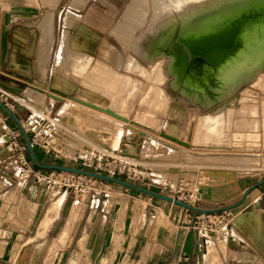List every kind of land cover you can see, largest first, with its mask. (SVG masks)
I'll return each instance as SVG.
<instances>
[{"label": "rangeland", "instance_id": "1", "mask_svg": "<svg viewBox=\"0 0 264 264\" xmlns=\"http://www.w3.org/2000/svg\"><path fill=\"white\" fill-rule=\"evenodd\" d=\"M18 1L21 4V8L26 12H30V16H33L32 22L26 23V25L28 24V27H30L33 32H26L20 29L16 33V39L18 43L15 45H19L25 53L29 54L33 49L34 33V59L36 65H38V73H35V76L29 79L27 76L29 69L28 66H31L32 63L29 65L27 59L20 57L21 62L17 67L22 69L24 72L23 75L26 77H22L24 78L22 79L24 80V85L21 84L22 88L25 87L26 83L34 80L39 82L37 85L39 88L41 87L44 89L46 87L45 91H47V87L50 85L52 80L51 69L57 61L58 52L62 45V32H64V30L67 29L69 31L68 33L71 38L76 37V35L80 33L81 36L78 35L79 39H83L88 44L89 48L92 49V51H89L91 55L89 65L84 68V70L77 67L79 66V63L72 55L67 54V57L65 56L63 61H66L67 63L65 62L64 64L63 62L62 70L66 71L64 76H66L65 79L69 83L71 91L60 99L53 97V100L51 101L47 98L45 105L40 111H37L29 104L22 102L18 96L20 92L13 93L0 87L3 90L9 92L8 103L12 105V112L17 115L22 125L34 115H40L41 117L45 116L46 118H49V122L51 123L49 128L45 129L44 126H38L36 128L35 134L37 135L38 140H46L47 136L52 138V143L50 144L52 147L49 149H42L38 146L33 147L35 156L40 163H54L58 165L74 166L90 170L85 166H76L77 164H75L74 157L78 155L86 156L88 154L100 155L105 151L113 152L114 150L116 153H118L121 150L119 155L126 156L128 158L127 163L129 164V167L132 168L131 171H134L139 175L138 178H131V174L129 176H118V178L171 196L173 194L172 189L179 182V180L187 181L189 184L186 188L192 190V192L195 194L199 192H205L209 189L214 191L217 190L216 192L227 193L240 184H250L256 180L264 179V59H262V61H258V63L256 62L257 64L254 63L255 65L251 67L249 66L250 70H247V72L244 73L247 78L242 82L243 86L240 84L241 87L236 92V95H239L238 104H244L246 106L256 105L258 112H252L250 109H247V111L243 114V117L246 120L257 119V127L253 128L245 126V128L243 126L237 128V126L231 124L233 122L232 119L235 120L238 118V113L236 110L238 104H236V106L232 107V109H235V111H232L231 114L228 110L226 111L224 115L225 121L221 129L222 132L220 131L219 133V131H217V133H210L206 139L205 132H203L201 129L200 131L196 130L195 127V133L194 130L190 132L189 125L193 123L192 119H194V113L198 112L197 118H200V116H202L205 111H208V108H196L195 106H190L193 105L191 99H189V103L181 99L180 88L177 87L174 90L169 88L167 84L168 79L160 78L161 76L159 74V76H157L156 73H159V70H153L152 64H140L138 57H135V61H138L139 65L136 64V66H127L128 62L125 63L128 60L127 56L131 52L133 42H135L136 38L140 37L142 33L145 32L149 24L148 16L142 27H138L137 29L133 28L138 19L136 18L138 15L133 13V9L136 10L139 7V5H136L140 2L139 0H85L86 2L79 4L78 6H72L70 4L71 0ZM1 2H3V0H0V3ZM134 5L137 7H134ZM2 8L4 10L9 9V7L6 5ZM130 8L131 11L129 10ZM128 12L132 13L128 14ZM124 13H127L126 15L129 18H132V20L130 19L131 21H129L128 17H126ZM66 15H69L70 18H73V22L69 23V20L66 19ZM121 20L124 23L122 22L121 24ZM49 23H51L53 26L52 42L50 45L51 49L46 63L47 71H44V73L40 74L39 70L42 71L43 67L45 66L44 57L46 56L48 49V44L46 45L45 29ZM67 23H69V25ZM79 24H84L90 31L79 29ZM123 24H126L125 26L128 28H125ZM119 25L120 27H117ZM122 27L127 30L130 28V30L126 32L125 29L121 30ZM131 27L133 31L135 29L134 32L131 30ZM118 30L122 33L124 32L127 36L130 34V42L128 47L125 49H123V46H121L119 38L114 36ZM132 33L133 36L131 37ZM82 35L84 38H82ZM67 43L68 44L66 45V48L70 49V46H72L74 42L73 40H70ZM102 43L106 46H104ZM87 44H81L83 50L87 51V49H89ZM72 49L76 50L74 47ZM78 49L80 51L82 50L80 48ZM151 67L152 70L150 69ZM30 68H32V66ZM257 73H259L257 76L258 78L256 77L257 79L254 80ZM5 74L12 76L10 72H4V75ZM17 77L20 78V76ZM160 79L162 81H158ZM0 81L4 82L3 72L0 73ZM40 83L42 85H40ZM46 95L49 96L47 92ZM72 96L83 97L84 99L93 103L98 102L99 105L102 104L101 106H105L109 110L125 116V118L123 121L122 119H114L113 117L108 116V114L96 111L92 108L90 109L88 106L86 107L79 103L77 104V102L71 99ZM258 99L261 101V103H259L260 101H258ZM253 103L255 104L253 105ZM261 108L262 112L260 111ZM60 109H62L64 117H66V115L70 117L73 115L71 124L72 126L67 124L68 116L66 117V121L64 120L65 123H59L60 121H58V112ZM48 110H51V113H48ZM101 114L105 115L103 116ZM253 116L254 118H252ZM199 118L196 120H199ZM10 120L11 118L7 115L5 122ZM132 120H141L143 124H150L153 128L158 129V133L165 130V132H169V134L172 133L182 141L184 138L188 137V139H185L184 142H186L189 147H180V145V149H178L179 151L177 150L176 152L171 153L167 147L161 145L158 142H153L144 134L139 138L138 143L135 145L136 150H130L122 143V138L125 136V131L129 130L131 132L129 135L138 134L141 132L133 129L134 127L132 125L134 123H132ZM73 125L76 126L74 127ZM115 125L117 127H115ZM166 125L167 127L165 128ZM0 126L5 127L3 132L8 131L9 129H14L15 131L18 129L15 122L14 125L7 126L2 123ZM167 128L169 130H167ZM43 129L47 130V132L43 131ZM43 133L46 134L43 135ZM89 133L94 135L92 137L93 139L87 138L90 136ZM116 136L119 137V141L117 145L113 147V139ZM209 137H213L212 140H208ZM4 139V137L0 136V144L6 143ZM22 139L23 137L20 133L17 136V141L23 144L21 141ZM227 140L229 142H227ZM107 148L109 149L104 150ZM185 148L188 151H186ZM205 150L210 151L207 153H228V151L230 154L235 153V155L240 153V157H195V153H192V151L203 152ZM221 150L224 151L220 152ZM43 151H46L47 154L46 157L42 159L43 156L39 155ZM206 151L203 153H206ZM243 152L246 154H251L249 156L250 158L245 157L244 160V157L241 155L246 154ZM225 167L233 168L232 170L237 172L234 180H229L231 178L227 177L228 174L225 172L224 174L223 171L220 170L224 169ZM40 169L44 173H48L50 170H52L42 168ZM211 169H219V171H208ZM98 192H100L101 200L110 201L109 210L116 212L118 215L116 221L119 223V225H122L125 222H130L136 229L143 223L141 222L140 218H145L146 211L149 209L148 207H152L148 204L145 205L144 199L149 202L150 199L148 198L151 197V200H155V202H162L158 198L149 195L146 196L144 193L141 196L140 193L142 192L96 178L91 179L90 182L85 185L82 184L81 186H78V189L76 190L68 191L66 194H68L67 196L69 198L71 197V202L74 201L73 205L75 210H80L84 203L91 201L93 195L98 194ZM50 195L55 196V199L61 197V194L57 193L56 190H51ZM144 196L146 197L142 199L141 197ZM94 200H97V195L95 196ZM161 223L162 220L157 218L156 226H162Z\"/></svg>", "mask_w": 264, "mask_h": 264}, {"label": "crops", "instance_id": "2", "mask_svg": "<svg viewBox=\"0 0 264 264\" xmlns=\"http://www.w3.org/2000/svg\"><path fill=\"white\" fill-rule=\"evenodd\" d=\"M5 5L9 9L4 10ZM20 5L18 0L0 3V73L10 72L11 78L20 76L22 80L24 72L17 67L20 57L27 59L29 65L32 63V68L28 66L29 79L38 73V65L34 59V33L29 54L15 45L20 29L33 32L26 25L32 22L33 16ZM78 27L90 31L84 24ZM49 28L50 23L45 29L48 49L40 74L47 71L52 42ZM78 35L77 40L71 38L73 45H85ZM64 73L55 74L51 69L52 80L55 75L59 79ZM8 84L17 87L11 82ZM44 95L45 102L47 98L53 100ZM5 119L7 115L0 108V125H14L12 119L6 122ZM4 129L0 126V134L5 133ZM21 141L24 144V140ZM46 154L43 151L39 156L43 159ZM11 155L7 146L0 144V264H264V183L253 188L242 203L231 209L226 228L216 229L211 234L192 232L179 225L182 208L161 199L162 202L150 199L146 203L152 207H148L145 218H141L143 223L136 229L130 222L119 225L118 215L109 210L110 202L104 205L107 201L101 200L100 192L95 194L97 202L93 195L80 210H75L68 194H61L55 218H50L49 205L57 198L50 195L51 190L43 182L33 178L18 183L13 175ZM25 155L33 164L27 150ZM259 181L240 184L227 193L212 189L199 192L196 207L214 209L234 205L247 188ZM157 218L162 220V226H156Z\"/></svg>", "mask_w": 264, "mask_h": 264}, {"label": "bare ground", "instance_id": "3", "mask_svg": "<svg viewBox=\"0 0 264 264\" xmlns=\"http://www.w3.org/2000/svg\"><path fill=\"white\" fill-rule=\"evenodd\" d=\"M139 1L140 2L137 4L134 2L136 5H139V7L136 10L133 9L134 11L133 13L138 15V17L136 16V18H138L137 23H135L134 21L136 25L134 24L133 28L137 29L138 27H142L148 16H149V24L145 32L142 33L140 37L136 38L135 42H133L132 47H131V52L127 56L128 60L125 63L128 62L127 66H136V64L139 65V63L140 64L142 63L152 64L153 70L155 69H157L156 71L159 70V73L155 72L157 76L160 75L161 76L160 78L168 79L167 84L169 88H171L172 90L176 89L177 87L180 88V98L181 99L185 100L188 103L190 101L189 99H191L193 105H190V106H195L196 108L197 107L198 108L204 107L205 109L208 108V111H205L204 114L202 113L203 115L200 116V118L198 117L199 120H196L198 119L197 118L198 112L194 113L195 115L194 119L191 118L193 120V123L189 125L190 132H192L195 128L196 130H199V131L201 129L203 132H205L206 139H207L208 134L210 135V133H213V132L217 133V131H219L220 133L223 127V123L225 121L224 115L226 111L228 110L231 114L232 111H235V109H232V107L236 106V104L239 103L238 102L239 95L237 96L236 92L240 89L241 85L243 84L242 82L247 78L244 75V73L247 72V70H250L249 66L251 67L255 65L254 63L256 62L258 63V61L260 60L262 61V59H264V0H150V1L139 0ZM84 2L86 1L85 0H71L70 4L72 6L73 5L78 6L79 4H82ZM136 5H134V7H137ZM129 10L131 11V8ZM129 13H132V12H128V14ZM126 17L128 16L126 15ZM66 19L69 20V23L73 22V18H70L69 15L66 17ZM128 19L129 21L132 20V18H129V17ZM122 20H121V24L123 22ZM69 23L67 24L69 25ZM117 27H120V25ZM125 28H128V27L125 26ZM125 28L122 27L121 30ZM119 30L116 34H114V36L119 38L121 46H123V49H125L129 45V42H130L129 35L130 34L127 36L124 32L122 33ZM125 30L126 32H128L130 28L128 30L127 29ZM131 30L133 31L132 27H131ZM52 31H53V26L50 23V28H49L50 35H52ZM68 32L69 31L67 29L64 30V32H62L63 33L62 45L61 47L59 46L60 50L58 52L57 61L55 65L52 67V72L55 74H62V72H66L62 70V67H63V62H64L63 60L65 59V56L67 57V54L72 55L74 59L78 61L79 66L77 67L82 70H84V68H86L89 65V62L91 59V55L89 51L83 50L81 46L72 45L74 48H76V50L72 49L73 48L72 46H70V49L66 48V45L68 44L67 42L73 39L77 40L76 37L71 39ZM123 35H125L126 37ZM132 36H133V33L131 37ZM81 41H84V40L82 39ZM84 43L87 44L85 41ZM78 48L82 50L80 51ZM135 57L139 58V61H140L139 63L138 61H135ZM150 69L152 70V67ZM259 73L256 74L254 80L258 78L257 76ZM3 76H4V82L6 84H8V82H11V84H16L17 87L19 86L21 87V84L24 85V82L18 78H11V76L6 75V74ZM55 76L53 77V80L51 81L50 85L47 87L48 88L47 91H45L46 87L44 89H42L41 87L39 88L37 86L39 83L38 84L37 83L33 84L34 82L26 83L25 87L23 88L21 87L22 89L18 95L19 98L22 100V102L29 104L30 106H32V108H34L37 111L41 110L42 107L44 106L45 97H46L44 94L46 92L49 94V97H51V99L53 98V96L63 98L67 93L71 91L70 85L65 79L66 76H58L59 79H56ZM158 81H162V80L160 79ZM241 93H244V92H241ZM71 99L77 102V104L79 103L83 106H86V107L88 106V108L90 109L92 108L96 111H100L105 114H108V116H111L114 119L115 118L118 120L122 119L123 121V119L125 118V116L120 115L114 111H111L105 106L104 107L101 106L102 104L99 105L98 102H97L98 104L93 103V102H90L84 99L83 97H73L72 96ZM258 101L260 100L258 99ZM259 103H261V101ZM254 104L255 103H253V105ZM247 109H250L252 112H258L256 105L246 106L244 104H238L236 107L238 118H236L235 120L232 119L233 122L231 124H234V126H237V128L243 127V126L244 127L248 126V127H253V128L257 127L258 125L257 119L246 120L243 117V114L247 111ZM260 111L262 112V108ZM63 114L64 113H62V109H60L58 112L59 120L57 119L58 121H60L59 122L60 124L64 122V120L66 121V117L68 116L66 115V117H64ZM72 117L73 115H71V117L68 116L67 124H70V125L72 124ZM252 118H254V116ZM132 123L134 124L132 125ZM132 123L131 125L134 127L133 129L143 132L153 142L155 143L158 142L161 145L167 147L169 152L171 153L176 152L178 149H180V147H185V146L189 147V145L186 142H184V140L188 139V137L184 138V140L182 141L178 139L172 133L169 134V132H165V130L158 133L157 131L158 129L153 128L152 125L150 124L149 125L143 124L141 120H132ZM73 126L75 127L76 125H73ZM115 127L117 126L115 125ZM166 127L167 125L165 126V128ZM226 128H227V125H226ZM167 130L169 129L167 128ZM126 132L131 134L129 130H126L125 133ZM194 133H195V130H194ZM89 134L90 136H88L87 138L93 139L92 137L94 135L92 133H89ZM212 138L209 137L208 140L209 139L212 140ZM118 141H119V137L116 136L113 139V143H112L113 147L117 145ZM227 142L229 141L227 140ZM108 149L109 148L104 149V150H108ZM224 150H221L220 152ZM193 151L192 153H195L194 154L196 155L195 157L197 156L199 157L218 156L219 158V156H222V157L229 156L231 158V156H234L235 158V156H239L240 154V153L239 154L236 153L238 155H235V153L230 154L229 151L228 153H224V152L223 153H214V152L207 153L210 151H206V150H205L206 153H203L205 151L203 152H193ZM243 153L246 154L245 152ZM250 155L251 154H246V155H241V156L244 157V160H245V157H249ZM172 168H175V167H172ZM232 169L233 168L225 167L224 169H220V170H222L223 173L225 172L228 174L227 177L231 178L229 180H234L237 172H235V170L233 171ZM208 171L217 172L219 171V169L218 170L211 169ZM81 196H82V193H81ZM60 200H61V197L54 200L52 205H49L50 213H51L50 214L51 216L49 215L50 218L56 214L58 205L60 204L59 203ZM108 202L110 201L108 200L104 205L108 206L109 205ZM143 221L144 219L141 220V222Z\"/></svg>", "mask_w": 264, "mask_h": 264}, {"label": "built area", "instance_id": "4", "mask_svg": "<svg viewBox=\"0 0 264 264\" xmlns=\"http://www.w3.org/2000/svg\"><path fill=\"white\" fill-rule=\"evenodd\" d=\"M8 93L9 92L0 88V101L12 111L13 107L8 103ZM48 113H51V110H48ZM44 117L34 115L26 121L23 127L29 136L28 138L32 147L38 146L42 149H49L52 147L50 146L52 138L47 136L46 140H38L37 135L35 134L38 126H44L45 129L51 126L49 118ZM43 131L47 132V130L44 129ZM19 134V129H16V131L14 129H9L5 133L0 134V136L5 138L4 140L6 143L3 144L6 145L12 153L11 158L14 164L13 175L18 183L20 182L22 184L29 178H33L38 182H43L50 190H56L59 194H66L68 191L76 190L78 189V186H81L82 184L85 185L93 179L89 176L58 169H52L48 173L42 172L40 168L31 164L27 159L25 155L26 145L17 141V136ZM44 134L46 133H43V135ZM125 135H129V133L126 132ZM120 153L121 150L118 153L114 150L113 152L105 151L100 155H78L74 157V161L75 164H77L76 166H85L94 172H103L109 176L118 177L124 175L129 176L131 174V178H138L139 174L131 171L132 168L129 167V164L127 163L128 158L119 155ZM188 184L187 181L179 180L172 189V196L192 206H196L198 193L194 194L192 190L187 189L186 187ZM140 194L142 196L143 193ZM146 196L148 195L146 194ZM146 196L141 198L144 199ZM148 199H151V197ZM144 201V204L146 205L148 202L145 199ZM230 216L231 209L215 212H196L182 208L178 224L186 226L192 232L197 231L200 234L207 235L211 234L216 229L226 228L230 223Z\"/></svg>", "mask_w": 264, "mask_h": 264}, {"label": "water", "instance_id": "5", "mask_svg": "<svg viewBox=\"0 0 264 264\" xmlns=\"http://www.w3.org/2000/svg\"><path fill=\"white\" fill-rule=\"evenodd\" d=\"M0 87L9 90L10 92L13 93H18L21 91V87H13L10 86L8 84H6L5 82H1L0 81ZM54 98H59L56 96H53ZM60 99V98H59ZM0 108H2V110L16 123L22 137L24 140V144L26 145L27 151L29 153L30 159L33 162V164L39 168L42 169H58V170H62V171H67V172H72L75 174H81V175H85V176H89L92 178H96V179H100V180H104V181H108L111 183H115V184H119L121 186H124L126 188L129 189H133L139 192H142L144 194H147L149 196L170 202L172 204L178 205L184 209H188L191 211H196V212H215V211H222V210H226V209H232L235 208L237 205H239L240 203H242L245 199V197L248 195V193L255 187L261 185L262 183H264V179L260 180L259 182L251 185L249 188H247V190H245L243 196L241 197L240 201L234 205L231 206H226V207H219V208H214V209H202L196 206H192L186 202H183L181 200H178L176 198H174L171 195L165 194V193H161L158 191H154L151 189H148L146 187L140 186L138 184L129 182L127 180L118 178V177H113V176H109L107 174L104 173H100V172H94V171H90V170H86L83 168H79V167H74V166H66V165H58V164H42L40 163L34 153L33 147L31 145V142L28 138L27 133L24 130L23 125L21 124L20 120L18 119L17 115L12 112L5 104H3L0 101ZM144 135L143 132H139L138 134H132V135H125L122 138V143L123 145H125L128 149L130 150H136L135 145L138 143L139 138Z\"/></svg>", "mask_w": 264, "mask_h": 264}]
</instances>
